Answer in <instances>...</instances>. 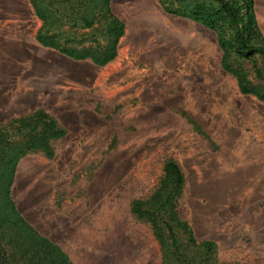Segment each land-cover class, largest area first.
I'll list each match as a JSON object with an SVG mask.
<instances>
[{
    "label": "rangeland",
    "instance_id": "rangeland-1",
    "mask_svg": "<svg viewBox=\"0 0 264 264\" xmlns=\"http://www.w3.org/2000/svg\"><path fill=\"white\" fill-rule=\"evenodd\" d=\"M110 7L124 34L97 66L38 44L29 0H0V124L42 110L65 131L51 158L19 161L18 211L73 264H160L130 204L155 191L173 160L178 217L215 243L217 264H264V103L222 69L212 31L157 0ZM254 9L264 37V0Z\"/></svg>",
    "mask_w": 264,
    "mask_h": 264
},
{
    "label": "trees",
    "instance_id": "trees-1",
    "mask_svg": "<svg viewBox=\"0 0 264 264\" xmlns=\"http://www.w3.org/2000/svg\"><path fill=\"white\" fill-rule=\"evenodd\" d=\"M157 1L166 14L212 31L222 52V69L235 78L242 95L264 103V37L257 24L254 0ZM29 3L40 22L34 38L42 47L76 61L89 59L97 66L116 57L124 24L113 14L111 0ZM86 31L93 35L84 38ZM64 134L42 110L0 124V264H73L23 218L11 195L19 161L36 152L51 158L52 142ZM182 186L179 166L167 160L155 191L147 199L132 201L130 212L149 225L159 245L160 264H217L215 243L197 241L190 226L178 217L176 200Z\"/></svg>",
    "mask_w": 264,
    "mask_h": 264
},
{
    "label": "bare ground",
    "instance_id": "bare-ground-1",
    "mask_svg": "<svg viewBox=\"0 0 264 264\" xmlns=\"http://www.w3.org/2000/svg\"><path fill=\"white\" fill-rule=\"evenodd\" d=\"M11 60H13V59H11ZM15 61V60H14ZM175 62V61H174ZM42 67V66H41ZM19 73V72H18ZM28 73V72H27ZM11 80V79H10ZM21 81V80H20ZM155 83V82H154ZM194 83V82H193ZM225 87V86H224ZM218 91H219V89H218ZM156 93V92H155ZM222 96V95H221ZM230 96V95H229ZM196 97V96H195ZM201 104V103H200ZM190 108V107H189ZM197 110H198V112L200 113L201 111H202V107H200V106H198L197 107ZM206 110V109H205ZM143 119H145V118H143ZM145 122V120H141V122ZM143 122V123H144ZM210 129L211 130H213V131H216V132H219V133H223V132H220L219 131V129H220V126L217 124V123H212V124H210ZM239 152V151H238ZM195 155V154H194ZM248 190V189H247Z\"/></svg>",
    "mask_w": 264,
    "mask_h": 264
}]
</instances>
